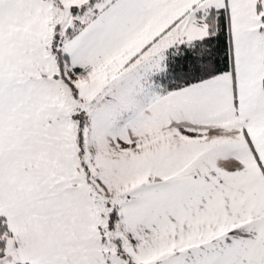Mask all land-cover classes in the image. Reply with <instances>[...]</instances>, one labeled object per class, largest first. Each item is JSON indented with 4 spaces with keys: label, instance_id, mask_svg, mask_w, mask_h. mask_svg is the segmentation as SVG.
Returning <instances> with one entry per match:
<instances>
[{
    "label": "snow or ice",
    "instance_id": "1",
    "mask_svg": "<svg viewBox=\"0 0 264 264\" xmlns=\"http://www.w3.org/2000/svg\"><path fill=\"white\" fill-rule=\"evenodd\" d=\"M0 264H264V0H0Z\"/></svg>",
    "mask_w": 264,
    "mask_h": 264
}]
</instances>
